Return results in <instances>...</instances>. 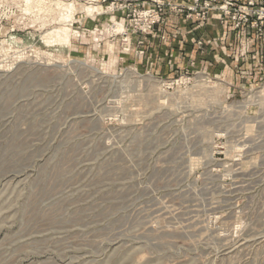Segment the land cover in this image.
<instances>
[{"label":"rangeland","instance_id":"1","mask_svg":"<svg viewBox=\"0 0 264 264\" xmlns=\"http://www.w3.org/2000/svg\"><path fill=\"white\" fill-rule=\"evenodd\" d=\"M93 1L0 0V264H264V21ZM180 17L210 48L154 71Z\"/></svg>","mask_w":264,"mask_h":264},{"label":"crops","instance_id":"2","mask_svg":"<svg viewBox=\"0 0 264 264\" xmlns=\"http://www.w3.org/2000/svg\"><path fill=\"white\" fill-rule=\"evenodd\" d=\"M183 3H193L194 0H181ZM219 17L220 13L218 11L210 12L209 15V25L213 28L219 27ZM180 25L173 28L170 25H166L164 28L162 26L158 28L157 31L150 34L151 40L148 41V51L145 57H140L141 59H148L149 66L154 71H161L164 74H169L175 69H182L186 66L190 59L199 58L201 52L198 50L196 42L201 39L206 47L210 48L209 41L205 38L209 36L205 33L201 27L202 24L187 22L184 18L180 17ZM192 23V24H191ZM216 25H218L216 27ZM211 30V29H210ZM226 31L223 34L218 33V38L215 39L214 43L221 41L219 35L226 36ZM229 38L237 37L236 32L229 31ZM248 34V36H247ZM254 35L251 32L244 33V38L247 42L248 47V57H251L252 54H260L261 62H263L264 67V36L261 38L260 43L255 45V40L253 39ZM178 39V40H177ZM210 39V38H209ZM255 47V48H254Z\"/></svg>","mask_w":264,"mask_h":264},{"label":"built area","instance_id":"3","mask_svg":"<svg viewBox=\"0 0 264 264\" xmlns=\"http://www.w3.org/2000/svg\"><path fill=\"white\" fill-rule=\"evenodd\" d=\"M237 0H222L224 5L221 6L222 11L225 13V15H231L232 12L237 11ZM199 2L196 0V3ZM219 2V0H206L204 6L201 9V13L198 15L202 19H206V16L208 15L210 10L216 9V4ZM236 7V8H235ZM244 6H239V10L243 11V14L239 16L238 21L239 23L237 26L241 24V21L243 23L249 24L251 27H254L255 25L258 26L259 21H264V1L261 5L258 4L257 0H247L246 2V9L243 10ZM195 9L189 8V11H193ZM158 15V13H156ZM147 28L151 29L153 25L156 23L154 19H150L147 21ZM143 32H145V29H141ZM262 31V28L260 29V32Z\"/></svg>","mask_w":264,"mask_h":264},{"label":"bare ground","instance_id":"4","mask_svg":"<svg viewBox=\"0 0 264 264\" xmlns=\"http://www.w3.org/2000/svg\"><path fill=\"white\" fill-rule=\"evenodd\" d=\"M89 1H93V0H89ZM65 6H66L65 7L66 15H67V18L69 19L74 13H76V11H77L76 8L77 7L75 6L74 2L66 4ZM95 8L96 7H94V6H88L87 7V12L91 14L95 10Z\"/></svg>","mask_w":264,"mask_h":264}]
</instances>
